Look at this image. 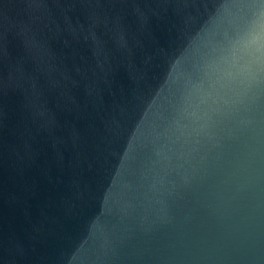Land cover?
<instances>
[{"label": "water", "instance_id": "1", "mask_svg": "<svg viewBox=\"0 0 264 264\" xmlns=\"http://www.w3.org/2000/svg\"><path fill=\"white\" fill-rule=\"evenodd\" d=\"M264 0H0V264H264Z\"/></svg>", "mask_w": 264, "mask_h": 264}, {"label": "clouds", "instance_id": "2", "mask_svg": "<svg viewBox=\"0 0 264 264\" xmlns=\"http://www.w3.org/2000/svg\"><path fill=\"white\" fill-rule=\"evenodd\" d=\"M241 43L264 49V25L246 37H241Z\"/></svg>", "mask_w": 264, "mask_h": 264}]
</instances>
